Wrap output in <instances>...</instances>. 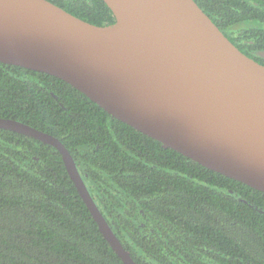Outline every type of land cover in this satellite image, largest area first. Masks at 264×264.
Here are the masks:
<instances>
[{
  "label": "trees",
  "instance_id": "trees-1",
  "mask_svg": "<svg viewBox=\"0 0 264 264\" xmlns=\"http://www.w3.org/2000/svg\"><path fill=\"white\" fill-rule=\"evenodd\" d=\"M46 1L94 26L115 23L102 0ZM194 2L218 28L233 26L264 49V30L254 28L264 23V3ZM0 118L60 141L134 263L264 264V193L164 148L64 81L0 63ZM0 264H123L61 155L1 129Z\"/></svg>",
  "mask_w": 264,
  "mask_h": 264
},
{
  "label": "water",
  "instance_id": "water-1",
  "mask_svg": "<svg viewBox=\"0 0 264 264\" xmlns=\"http://www.w3.org/2000/svg\"><path fill=\"white\" fill-rule=\"evenodd\" d=\"M102 1L113 25L46 0H0V63L62 80L164 148L264 193V66L194 0ZM0 129L55 149L100 233L123 264H136L58 139L9 119Z\"/></svg>",
  "mask_w": 264,
  "mask_h": 264
},
{
  "label": "flooded vegetation",
  "instance_id": "flooded-vegetation-1",
  "mask_svg": "<svg viewBox=\"0 0 264 264\" xmlns=\"http://www.w3.org/2000/svg\"><path fill=\"white\" fill-rule=\"evenodd\" d=\"M246 2V4H249V5H255L256 7L259 5V4H262L264 3V0H244ZM227 5H231L233 6L231 3H224V6H227ZM207 15V14H206ZM208 16V15H207ZM209 17V16H208ZM210 18V17H209ZM255 25V29L257 31H263L264 30V23H260V22H257L254 23ZM220 28H218L223 34L224 36L229 40L231 41V43L237 48V49H240L242 50L243 52L247 51V53H249L251 56L257 58L258 60L259 59H263L264 60V49H258V50H253L252 49V43L248 42L245 40V36H242L238 33H236L235 31V28L233 26H228V25H219ZM241 52V51H240ZM246 53V52H245ZM246 53V54H247ZM248 54V55H249ZM258 63V62H257ZM260 63V62H259ZM261 65V64H260Z\"/></svg>",
  "mask_w": 264,
  "mask_h": 264
}]
</instances>
